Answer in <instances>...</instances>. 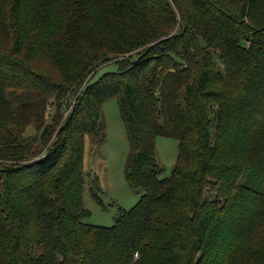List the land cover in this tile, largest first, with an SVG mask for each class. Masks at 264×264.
<instances>
[{"label":"trees","instance_id":"trees-1","mask_svg":"<svg viewBox=\"0 0 264 264\" xmlns=\"http://www.w3.org/2000/svg\"><path fill=\"white\" fill-rule=\"evenodd\" d=\"M110 99L143 195L105 228L83 166ZM0 264H264V0H0Z\"/></svg>","mask_w":264,"mask_h":264},{"label":"rangeland","instance_id":"rangeland-1","mask_svg":"<svg viewBox=\"0 0 264 264\" xmlns=\"http://www.w3.org/2000/svg\"><path fill=\"white\" fill-rule=\"evenodd\" d=\"M115 70V65H106L97 71L93 80ZM102 119L105 138L96 146L88 140L85 144L82 199L83 207L89 215L83 222L109 228L115 223L119 212L133 208L143 193L132 189L124 177L128 142L116 100L110 99L104 103ZM155 147L156 161L163 171L160 178L164 179L169 177L175 165L178 142L157 137Z\"/></svg>","mask_w":264,"mask_h":264}]
</instances>
